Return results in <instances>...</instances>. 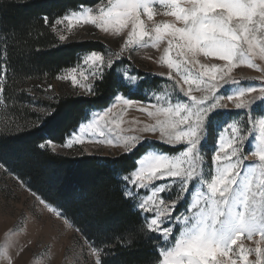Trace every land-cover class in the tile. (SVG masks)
I'll use <instances>...</instances> for the list:
<instances>
[{
    "label": "snow or ice",
    "instance_id": "snow-or-ice-1",
    "mask_svg": "<svg viewBox=\"0 0 264 264\" xmlns=\"http://www.w3.org/2000/svg\"><path fill=\"white\" fill-rule=\"evenodd\" d=\"M152 3L153 0H107L106 4L99 3L96 8L72 12L54 21H50L48 17L42 19L45 25L53 29L65 22L68 30H71L74 23H90L104 32L114 30L120 33L130 26L121 51L145 37L153 40L154 47L158 42L166 41L167 47L161 61L178 73L188 69V73L183 75V81L189 87L186 91L183 87L180 90L190 98L191 103L177 102L167 107L158 105L140 107L141 111L154 118V123L143 125V133L151 132L156 134V138L168 144L184 143L187 147L172 156H146L138 161V168L122 177L124 182L122 195L126 199L129 197L137 199L136 189L151 188L150 195L137 199V207L141 213L147 214L144 217L146 224L140 231L145 235L149 232L161 233L167 240L173 229L164 227L163 219L180 221L179 216L172 215L175 212V205L187 191L192 178L199 173L197 147L204 121L216 108L231 109L221 103L222 98L215 95L217 88L220 87L219 80H223L224 83L237 82L225 79L236 61L259 68L254 57L264 59V0H184V6H181V0H159L160 6L167 9L165 14L182 23L179 27L176 23L153 20L154 9L150 6ZM143 14H146L148 21L155 25L152 31L145 30ZM59 39L64 41L66 36L60 35ZM173 50L175 59L170 55ZM199 52L219 57L227 63L223 66L212 64L210 67L201 64L202 71L195 72V79H190L189 75L195 68L193 58ZM120 58L122 57L119 54L106 58L100 52L92 51L83 57V64L91 69L88 75L82 71L78 73L74 67L60 78L70 80L73 85L84 89L88 95H94L95 81L102 79L106 69ZM190 64L192 69L188 68ZM172 75L170 71L168 77L171 78ZM201 83L209 85L208 91L213 93L211 99L207 95L200 97L192 95V85L199 87ZM3 91L4 89L0 88V92ZM253 93L255 94L250 95ZM227 100L231 101L236 109H248L251 104L264 103V86L229 94ZM135 103L138 102L117 95L115 102L107 110L96 115L87 125H81L78 133L74 131L65 138V146L71 148L74 144H83L84 135L87 133H91L93 138L97 133L100 137L106 138L105 129L111 132L119 128L117 119L122 115L123 109ZM117 105L121 107L114 111ZM254 128L259 132L260 147L252 156L258 158L260 163L241 176L240 165L245 159L242 147L248 136L245 133L249 134ZM144 138V135L118 137L123 141V153L130 152ZM51 143L52 141L40 143L38 148L45 149ZM108 143L112 141L108 140ZM212 159L215 163L214 174H211L210 180L204 181L206 190L197 191L196 199L188 210L192 213L191 216L183 217L184 230L180 238L175 241L174 247L167 248L160 254L155 264H237V260L233 259L230 253L235 254L233 246L237 245V241L245 234L249 240L257 234L260 236L255 248L257 259L249 262L246 253H250L252 249H245L243 244L239 245L240 259L244 264H264V260L261 259L264 251L259 246L260 242L264 241V213L258 211L264 207V178L259 179L255 190L252 179L257 171L264 177V117L253 118L246 115L243 120L228 124L218 137L217 150ZM0 170L9 171L3 162H0ZM177 179L180 180V188L176 197L171 202L161 198V193L166 189L170 190V185ZM158 180H166L168 183L150 187ZM33 195L36 196L37 193L33 192ZM39 202L49 207L50 211L56 212L58 216L64 215L63 212L57 211L58 206L53 207L44 197H40ZM238 205L242 210L237 209ZM149 216L152 218L148 219ZM131 230L135 231V228ZM89 246L97 257L95 264H101L102 249L94 241H90ZM8 259L11 264V257Z\"/></svg>",
    "mask_w": 264,
    "mask_h": 264
},
{
    "label": "rangeland",
    "instance_id": "rangeland-1",
    "mask_svg": "<svg viewBox=\"0 0 264 264\" xmlns=\"http://www.w3.org/2000/svg\"><path fill=\"white\" fill-rule=\"evenodd\" d=\"M99 3L106 4L107 0L97 1L93 5L81 4L75 9H68L63 16L88 8H96ZM150 6L154 9L153 20L156 22L168 21L170 23H176L178 27L182 26V23L176 21L174 17L165 14L167 9L160 6L159 0H153ZM181 6H184V0H181ZM60 17L62 16L56 19ZM142 20H144L146 31H152L154 29L155 25L151 21H148L146 14L142 15ZM66 24L67 22L57 26L55 29L52 28L58 39L60 35L66 36L64 41L59 39L62 44L88 40L99 42L102 49L90 50L78 54L77 63L62 69L54 78L44 77L39 80L28 79L18 90L7 85L9 83L7 81L9 69H7L8 67L4 63L5 55L0 53V88L4 89L3 92H0V132L15 133L19 132L21 127L25 125L28 128L40 126L44 118L52 114L54 109L53 104L60 94L92 96L85 93L84 89L73 85L70 80L61 79L60 77L68 74L74 67L77 68L78 73L82 71L85 75H88L91 69L88 65L83 64V57L92 51H98L106 58L114 54H119L122 57L116 60L111 67L116 66L117 73L122 82L129 88L130 94H138L140 97L138 95L136 97H130L122 92L117 93L106 107L89 110L88 115L64 137V140L72 132L75 131L78 133L81 125H87L96 115L102 114L103 111L107 110L115 102L117 95H123L138 103L123 109L122 115L117 119L119 128L111 132L105 129L106 138L100 137L99 133L93 138L91 133H87L84 135L83 144H74L71 148L66 147L64 141L57 142L52 139H46L43 143L52 141L48 146L52 152L72 159L82 158L84 156L116 159L123 154H132L142 143L171 145L156 138V134L142 132L143 125L154 123V118L149 117L147 113L140 110L141 105L167 107L169 104H175L177 102L191 103L190 98L180 90L183 87L186 91L189 87L183 81V75L188 73V69H184L178 73L175 69H169L161 61V57L164 55V49L167 47L166 41H160L154 47L153 40L145 37L142 41L130 45L121 51L124 41L127 39L126 33L130 31V26L128 29L116 33L114 30L104 32L102 29H98L90 23H74L71 30H68ZM259 35L258 32L257 36ZM170 55L175 59V50ZM254 60L260 66L259 68L249 67L247 63L240 61L235 62V66L227 73L225 79L228 81H237L236 83L227 81L224 83L223 80H219V76L217 77L220 87L217 88L215 95L218 98H222L221 103L226 104L231 109L216 108L208 114L204 121L202 135L197 147V151L199 152L197 171L199 173L190 181L187 191L184 192L182 198L175 205V212L172 214L173 217L179 216L180 221L174 222V220L167 218L163 219V226H168L173 229L167 240L162 237L161 233L150 232L154 239V250H157L159 254L158 259L164 250L174 247L175 241L180 238L184 230L183 217L185 215L191 216L192 213L188 210L196 199L197 191H205L206 185L204 181L210 180L211 174H214L215 163L212 157L217 150V140L220 133L228 124L237 120H243L246 115H250L253 118L264 117V103L257 102L251 104L248 109H236L234 108V104L227 100V95L229 94L247 88L255 87L259 89V87L264 86V59L256 56ZM193 63L195 64L194 69H192L191 64L188 66L189 69H192V74L189 75L190 79H195V72L202 71L200 68L201 64L210 67L212 64L223 66L227 62L221 60L219 57L205 55L203 52H199L193 58ZM111 67L107 68L104 74ZM170 71L173 74L171 78L168 77ZM151 77H159L162 79L159 86L155 89L151 88L152 86L149 84L151 81L148 78ZM99 80L101 79L96 80L95 84ZM143 81L150 82L148 86H142L141 83ZM192 88V95L197 97L207 95L211 99L213 96V93L208 91L209 85L205 83H201L199 87L192 85ZM157 98L160 99L158 100ZM120 107V105H117V109H114V111L119 110ZM111 127L114 128L115 126L111 125ZM211 130L212 138L209 136ZM125 135H144L145 138L136 144L130 152L123 153V141L118 139V137ZM245 135L248 136L242 147L245 159L241 161L240 165L241 176H244L260 163L258 158L252 156V153L260 147L258 129H251L249 134L245 133ZM101 140L104 142H101ZM108 140H111L112 143H108ZM171 146H181L182 149L180 151L187 147L184 143ZM179 152L167 153L158 148L151 147L136 159V167L131 171L138 168V161L146 156H172ZM124 175L119 176L122 189L124 188V182L122 180ZM261 178L264 177L260 176L259 171L252 176L253 190H255L256 184ZM167 183L168 181L166 180H158L150 187ZM179 188L180 180L177 179L170 185V190L166 189L161 193V198L171 202L176 197ZM135 191H137L135 194V196H138L137 199H143L145 196L151 194V188L136 189ZM33 192H36L37 195L34 196ZM40 197L43 196L34 190L28 181L18 176L15 172H12L10 169L9 171L0 170V264H10L8 257H11V264H95L97 257L92 253L91 247L89 246L90 241H94L102 249L101 264H111V262L127 264L116 258L121 251L125 252L128 250L129 243H126V245L124 243H117L120 249L119 252L118 248L114 246L116 242H98L94 236L88 234L73 223L61 208L57 207V211L63 212V216H58L56 212L50 211L49 207L39 202ZM137 199L135 197L127 198L133 204L134 210L143 219L144 224H146L144 217L147 214L141 213L137 207ZM257 199H260L259 195H257ZM46 201L49 200L46 199ZM51 205L53 207L56 206L53 203ZM237 209L242 210V207L238 205ZM258 211L264 213V207L259 208ZM151 218V216L148 217V219ZM259 240V234L255 235L251 240L247 239L246 234L242 235L237 241V245L233 246L235 254L230 253V256L237 260V264H244L243 260L240 259L241 253L239 248V245L243 244L245 249H252L250 253L246 254L248 255L249 262H254L257 259L255 253V248L257 247L256 242ZM259 246L264 251V241H261ZM261 259L264 260V256Z\"/></svg>",
    "mask_w": 264,
    "mask_h": 264
},
{
    "label": "trees",
    "instance_id": "trees-1",
    "mask_svg": "<svg viewBox=\"0 0 264 264\" xmlns=\"http://www.w3.org/2000/svg\"><path fill=\"white\" fill-rule=\"evenodd\" d=\"M97 1L100 0H0V53L5 55L4 63L9 69L8 87L18 90L28 79L54 78L62 69L77 63L78 54L101 50L99 42L88 40L62 44L42 19L54 21L68 9ZM148 79L150 83L143 81L141 85L149 83L155 89L162 81L159 77ZM119 92L130 97L138 95L130 94L113 66L96 82L94 95L60 94L52 114L40 126L25 125L19 132H0V161L98 242H116L114 246L119 252L117 243H129V251H121L117 256L119 261L155 264L159 254L154 250L153 236L140 231L144 221L123 197L119 176L134 169L136 159L151 147L176 153L181 146L142 143L132 154L116 159H72L48 147L38 148L46 139L63 142L89 110L106 107ZM209 136L212 138V130Z\"/></svg>",
    "mask_w": 264,
    "mask_h": 264
}]
</instances>
